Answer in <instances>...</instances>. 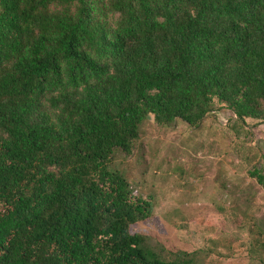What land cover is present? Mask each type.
<instances>
[{"label":"trees","instance_id":"1","mask_svg":"<svg viewBox=\"0 0 264 264\" xmlns=\"http://www.w3.org/2000/svg\"><path fill=\"white\" fill-rule=\"evenodd\" d=\"M214 103L264 124V0H0V264H185L109 165Z\"/></svg>","mask_w":264,"mask_h":264},{"label":"rangeland","instance_id":"2","mask_svg":"<svg viewBox=\"0 0 264 264\" xmlns=\"http://www.w3.org/2000/svg\"><path fill=\"white\" fill-rule=\"evenodd\" d=\"M220 108L195 128L157 126L148 116L131 154L114 151L109 170L150 199V217L130 232L162 259L264 264V189L247 176L264 166V124H240Z\"/></svg>","mask_w":264,"mask_h":264}]
</instances>
